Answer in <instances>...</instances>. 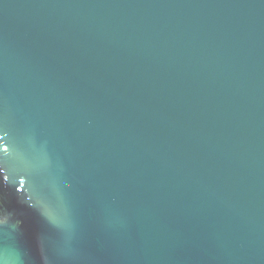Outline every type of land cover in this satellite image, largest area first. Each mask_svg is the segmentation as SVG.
Segmentation results:
<instances>
[{"label": "water", "instance_id": "water-1", "mask_svg": "<svg viewBox=\"0 0 264 264\" xmlns=\"http://www.w3.org/2000/svg\"><path fill=\"white\" fill-rule=\"evenodd\" d=\"M0 264H264V0H0Z\"/></svg>", "mask_w": 264, "mask_h": 264}]
</instances>
